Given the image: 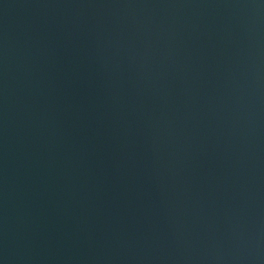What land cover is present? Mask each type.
<instances>
[{
    "label": "water",
    "instance_id": "water-1",
    "mask_svg": "<svg viewBox=\"0 0 264 264\" xmlns=\"http://www.w3.org/2000/svg\"><path fill=\"white\" fill-rule=\"evenodd\" d=\"M0 264H264V0H0Z\"/></svg>",
    "mask_w": 264,
    "mask_h": 264
}]
</instances>
